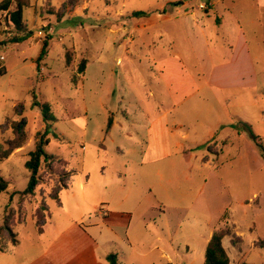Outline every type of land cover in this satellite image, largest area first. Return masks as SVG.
<instances>
[{
	"label": "rangeland",
	"instance_id": "rangeland-1",
	"mask_svg": "<svg viewBox=\"0 0 264 264\" xmlns=\"http://www.w3.org/2000/svg\"><path fill=\"white\" fill-rule=\"evenodd\" d=\"M47 2L30 0L18 43L0 11V145L12 137L1 131L7 118L27 135L0 164V225L8 206L20 216V244L0 264H109V254L119 264H204L225 227L243 240L238 251L223 239L230 264H264L254 247L264 237V0H89L62 16L65 0H50L53 14ZM152 12L172 20L142 29ZM45 130V153L74 172L59 201L48 176L21 195ZM42 205L50 219L39 235Z\"/></svg>",
	"mask_w": 264,
	"mask_h": 264
},
{
	"label": "trees",
	"instance_id": "trees-1",
	"mask_svg": "<svg viewBox=\"0 0 264 264\" xmlns=\"http://www.w3.org/2000/svg\"><path fill=\"white\" fill-rule=\"evenodd\" d=\"M47 12L49 14L55 13V8L51 6L50 0H47ZM89 0H65L62 10L57 14L62 16L66 12H70L76 7H82L88 3ZM30 0H5L0 5V11L5 12V21L14 31L13 38H10V43H18L20 40L25 38L24 33L27 32L26 25L24 24V10L30 8ZM143 13H135L134 16L140 17ZM46 39L42 42V49L38 58L39 62L43 56L46 55L47 41ZM71 51V52H70ZM72 58V50L65 51V65L66 68L70 67ZM86 66L85 60L81 61L78 68L77 74L81 75L84 73ZM7 70L0 62V76L6 75ZM44 121L55 122L54 117L49 111L47 105H42ZM112 119L109 118L105 133L111 129ZM3 133L10 131L12 134L11 139L5 141L4 145H0V164L7 160L13 153L21 149L26 141L27 135L23 129V124L14 121L12 119H6L1 126ZM48 130H45L42 134H39L37 139L35 150L29 154V159L25 163V168L29 172V180L26 189L22 192L23 197H33L36 189L41 185L45 184V177H49L55 181L52 185L51 196L56 201H59V194L68 189L70 177L74 174L72 170H69L66 162L59 159L58 157L47 155L44 151V147L49 144L47 139ZM8 183L0 178V193L7 189ZM19 215L17 216L15 210L11 207H7L4 215L2 224L0 225V253L9 252L19 244V237L15 231V227L20 223ZM35 228L38 234L43 233V226L50 215L44 205H42L34 214ZM230 239V245L236 250L240 251L243 240L240 236H237L233 231L228 228H222L214 232L207 244L204 256V264H230V259L226 250L223 247L222 241L224 238ZM255 248L264 249V237L254 243ZM109 264H119L117 256L115 254H109L107 256Z\"/></svg>",
	"mask_w": 264,
	"mask_h": 264
},
{
	"label": "crops",
	"instance_id": "crops-1",
	"mask_svg": "<svg viewBox=\"0 0 264 264\" xmlns=\"http://www.w3.org/2000/svg\"><path fill=\"white\" fill-rule=\"evenodd\" d=\"M217 2V1H216ZM211 5V4H210ZM176 10V14H178L179 16H181L182 18H184V15L182 14L181 15V10L180 9H175ZM210 10H212V11H214L213 10V5H211V9ZM196 11L198 12L199 10L196 8ZM3 13H5V12H3ZM193 13V12H192ZM194 14V13H193ZM172 20V18L171 17H169V16H167V14L165 13V12H152V13H150V14H148L147 16H145L144 17V21H145V23L141 26V28L142 29H144V30H148V29H151L152 27H154V26H156L157 24H162V23H164V22H166V21H171ZM194 26H197V29H201V31H204V21L201 19V20H197L196 22H195V25ZM126 30V28L125 27H122V28H120L119 30H118V32L120 31V30ZM50 31H51V29H50ZM51 34H52V32H51ZM243 39V38H242ZM127 44H128V42H127ZM118 62V61H117ZM85 71H86V69H85ZM183 72L184 73H186V70H183ZM126 111V110H125ZM119 112L117 111L115 114H107L106 115V126H107V122H108V119L109 118H111L112 119V126H111V129L108 131V133H104V136H110V134H111V131L113 130V128L115 127V126H117V124L119 123V121H120V116H119V114H118ZM124 116H127L128 117V115H127V113L125 112V114H123ZM105 129H106V127H105ZM102 142V141H101ZM45 225V224H44ZM44 227V226H43ZM43 233H44V229H43ZM42 233V234H43ZM42 234H39V235H42ZM57 239V238H56ZM56 239H54V241L52 242L53 244H55L56 243ZM59 239V238H58ZM62 239L63 240H65L66 239V237H62ZM19 244H20V241H19ZM19 244L16 246V247H18L19 246ZM15 247V248H16ZM46 250H49V249H46ZM45 250V251H46ZM10 251H12V249L10 250ZM9 251V252H10ZM45 251H43L42 253H39V255H37V257H36V259L34 260V261H38V260H41L42 259V257L44 256V254H45ZM6 253H8V252H6ZM32 261H30V262H28V264L29 263H31Z\"/></svg>",
	"mask_w": 264,
	"mask_h": 264
},
{
	"label": "built area",
	"instance_id": "built-area-1",
	"mask_svg": "<svg viewBox=\"0 0 264 264\" xmlns=\"http://www.w3.org/2000/svg\"><path fill=\"white\" fill-rule=\"evenodd\" d=\"M199 8H200L201 10H203V11H209V10H210V9L208 8V5H206V4H200ZM37 35L41 37V36H42V32H41V31L38 32Z\"/></svg>",
	"mask_w": 264,
	"mask_h": 264
}]
</instances>
